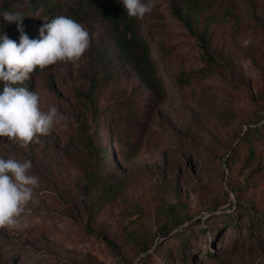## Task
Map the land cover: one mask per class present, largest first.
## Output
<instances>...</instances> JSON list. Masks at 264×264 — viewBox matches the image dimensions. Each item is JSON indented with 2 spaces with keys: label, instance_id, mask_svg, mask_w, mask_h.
I'll list each match as a JSON object with an SVG mask.
<instances>
[{
  "label": "rangeland",
  "instance_id": "rangeland-1",
  "mask_svg": "<svg viewBox=\"0 0 264 264\" xmlns=\"http://www.w3.org/2000/svg\"><path fill=\"white\" fill-rule=\"evenodd\" d=\"M153 4L135 21L165 94L119 60L104 17L82 24L91 42L78 61H58L35 77L40 109L56 106L67 126L26 147L0 137V157L31 160L29 174L39 177L18 226L0 228V264H264V239L251 236L243 213L264 216V135L239 147L264 131V0H218L199 15L185 13L191 26L171 0ZM42 16V9L30 15L35 39ZM108 49L112 69L100 56ZM105 62L109 74L96 91ZM189 73L195 79L181 84ZM130 111L138 119L124 127ZM90 138L109 150L107 165L95 164ZM126 140L137 156L124 155ZM179 237L188 238L186 257Z\"/></svg>",
  "mask_w": 264,
  "mask_h": 264
},
{
  "label": "clouds",
  "instance_id": "clouds-1",
  "mask_svg": "<svg viewBox=\"0 0 264 264\" xmlns=\"http://www.w3.org/2000/svg\"><path fill=\"white\" fill-rule=\"evenodd\" d=\"M127 15L142 19L154 7L153 0H119ZM30 0H23L25 7ZM8 23L17 22L19 43L7 34L0 35V137H8L28 146L40 136L50 134L53 126H67L68 117L56 106L47 111L39 107V93L26 87L16 86L30 78L37 67L44 69L60 62L78 61L90 47L87 29L74 19L58 15L39 29V38L31 39L24 31L23 16L17 11L0 12ZM32 161L20 162L13 158L0 157V228L18 226L17 217L32 198L33 188L39 177L30 175ZM27 225H25L26 227Z\"/></svg>",
  "mask_w": 264,
  "mask_h": 264
},
{
  "label": "trees",
  "instance_id": "trees-1",
  "mask_svg": "<svg viewBox=\"0 0 264 264\" xmlns=\"http://www.w3.org/2000/svg\"><path fill=\"white\" fill-rule=\"evenodd\" d=\"M117 0H30V3L25 7H16L18 5L14 0H5L0 6V12L4 11H17L20 12L23 16L22 21L19 23L22 24L25 33L31 38L35 39L34 36L30 32V15L34 13L37 9H42L43 16L46 20H50L58 15L68 16L78 23H85L88 19L94 17H104L111 25L110 36L113 45L115 46L116 52L118 54L119 60H122L126 65L130 66L132 70L135 72L137 77L140 79L142 84L154 92L156 95L161 96L166 93L163 80L159 75V71L156 63L154 62L151 54V50L147 44L145 38L141 35L139 28L136 24L135 18L129 17L122 6V4L116 2ZM172 1V12L176 16H180V18L186 21V24L192 25L191 18H187L186 15H199L201 12L208 11L213 9L217 4L218 0H171ZM187 10V11H185ZM187 13V14H185ZM188 15V16H190ZM7 34V36L15 40L19 43V35L20 33L17 30V22L8 23L4 21L3 17L0 16V35ZM203 42L206 44L207 40L204 39ZM204 55L206 56L207 63L210 64L211 54L208 49L205 47ZM100 56L102 61L108 59L109 63L114 61V56L112 57L111 51L108 49L100 51ZM53 65H49L44 69H40L37 67L35 71L30 74V78L25 80L23 84H18L16 86L26 87L29 90L35 91V77L41 73L50 71L53 68ZM114 63H111L109 66L110 69L115 67ZM102 69L100 72V78H95L92 85L95 87L96 91L101 90L104 87V83L106 82L105 78L109 74L106 72V68L108 67L107 62L102 65ZM108 67V68H109ZM202 71V70H201ZM206 72L205 70H203ZM195 74H185L182 75L178 80L181 84H188L194 78ZM54 89V87L52 86ZM3 90V83L0 82V91ZM55 90V89H54ZM96 94L90 98V105H96ZM130 109L132 108V104L130 103ZM129 117L124 118L127 123L133 121V119L137 120L138 115L132 111ZM128 121V122H127ZM110 125V123H109ZM264 135L263 130L256 129L255 133L252 134V137H249L241 142L239 147L242 144H246L250 147H253L255 141L257 139H261ZM93 138L87 141L89 152L92 154V157L95 159V164L98 166L107 165L110 161L109 158V150L103 146H95L92 142ZM86 145V143H84ZM126 149L124 155L129 157L131 153H135L134 156L139 154V150L136 144L126 140ZM252 149V148H251ZM131 156V157H134ZM95 181H98L95 179ZM243 213L248 215L249 224L248 229L251 236L256 240L259 239L262 242L264 239V216L263 219L256 220L254 218V211L252 208H244ZM236 227L238 230H242L243 222L241 219V214L237 216ZM230 221H234L231 219H227L225 224H228ZM233 225V224H232ZM231 225V226H232ZM226 226V225H225ZM224 228V227H223ZM222 227L217 230V233L220 234V231L223 229ZM211 228L206 227L204 232H208ZM94 233L93 231H91ZM192 233L190 236H192ZM194 236V235H193ZM99 237H101L99 235ZM180 242L182 243V252L183 256H187L188 246V238L183 239L179 237ZM207 242L208 240H204ZM209 254V252H207ZM168 260V257L166 258Z\"/></svg>",
  "mask_w": 264,
  "mask_h": 264
}]
</instances>
